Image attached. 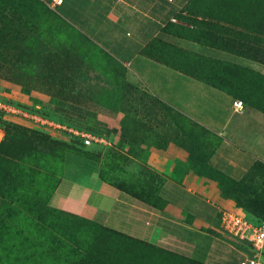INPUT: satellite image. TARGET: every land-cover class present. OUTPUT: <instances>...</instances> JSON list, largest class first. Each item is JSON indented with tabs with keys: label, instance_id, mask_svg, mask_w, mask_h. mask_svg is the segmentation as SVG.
Here are the masks:
<instances>
[{
	"label": "crops",
	"instance_id": "1",
	"mask_svg": "<svg viewBox=\"0 0 264 264\" xmlns=\"http://www.w3.org/2000/svg\"><path fill=\"white\" fill-rule=\"evenodd\" d=\"M40 1L70 30L60 45L80 54L82 66H96L95 54L106 56L153 98L217 139L200 159L168 133L138 131L120 162L117 181L125 184L101 178L98 163L66 166L49 204L201 264L247 258L248 243L221 230L219 218L224 210L251 215L216 176L239 180L255 161L264 164V62L201 41L222 38L214 15L196 18L211 29L187 24L197 35L180 33L176 27L186 25L181 16L192 0ZM235 100L242 109H233Z\"/></svg>",
	"mask_w": 264,
	"mask_h": 264
},
{
	"label": "rangeland",
	"instance_id": "2",
	"mask_svg": "<svg viewBox=\"0 0 264 264\" xmlns=\"http://www.w3.org/2000/svg\"><path fill=\"white\" fill-rule=\"evenodd\" d=\"M223 1L192 0L181 16L186 25L178 24L176 29L186 35H197L187 24L211 29L196 18L216 16ZM54 15L38 0H0V98L58 115L85 127L103 142L82 145L0 114L1 138L9 127L16 143L5 166L14 170L18 179L26 173L30 180V199L25 204L16 193H6L8 197L0 199V264H71L80 258L82 246L100 235L99 229L58 213L49 199L45 201L64 167L98 163L99 174L114 176L117 182L123 172L120 162L128 158L124 153H131L128 148L135 133L149 132L150 128L158 137L168 133L172 141L189 146L200 159L217 142L134 83L124 66L98 54L93 56L96 66H82L80 54L54 49V40L61 36L55 33ZM54 94L59 96L49 101ZM256 168L255 174L264 178V170ZM34 187L36 192L32 193ZM250 188L248 183L224 182L232 199ZM73 244L80 247L74 249Z\"/></svg>",
	"mask_w": 264,
	"mask_h": 264
},
{
	"label": "trees",
	"instance_id": "3",
	"mask_svg": "<svg viewBox=\"0 0 264 264\" xmlns=\"http://www.w3.org/2000/svg\"><path fill=\"white\" fill-rule=\"evenodd\" d=\"M38 1L42 3L40 0ZM219 10L220 11L216 14L215 19L222 23L219 24V29L222 31V38L206 36L201 39V41L216 47H224L228 50L264 62V0H224L220 3ZM54 17L56 18L57 22V30L55 33L59 32L61 35L60 37L58 36L56 38L57 40H54V49L62 50V44L60 45V43L63 41L61 39L62 34L69 32V29H67L62 24V22H60V19L56 14ZM65 46L68 48L66 54H72V51L69 50L70 46ZM52 48L53 46H51L49 49ZM58 67L59 66H57V72ZM57 96L59 95L54 94L52 98L49 97L48 100L50 101V99H55ZM19 106L23 108L34 109L22 105ZM36 110L45 116L60 120L66 124L73 125L77 128L88 131L85 127L68 122L58 115L45 112L40 108H37ZM9 129L11 128L7 127L4 137L1 138L2 140L0 139V199L8 197L6 193H13L14 195L16 193L15 196L20 198L22 204H25L30 199V180H27V178L24 176L26 173H23V175L18 179V176L14 174V170L10 171L9 168L5 166V163L8 162V158L12 157L11 154L16 147V143L13 140L14 134H11ZM72 139L79 142L75 138ZM177 144L182 146L190 153H193L189 146L183 143ZM207 155L204 158H206ZM2 163H4L3 166ZM257 166L264 170V164L259 161H255L239 180H232L223 174L218 173L216 177L217 179L222 180L223 183L228 182L231 184H250L252 187L250 188L251 190H244L242 195L239 194V196H235L234 199H231L238 207H241L246 212H248L253 219L260 220L264 219V178L259 179V176L255 174L254 170L257 169ZM100 177L103 178L101 175ZM18 180L21 181L18 183ZM114 180L109 181L116 187H119L121 184H125L121 183L120 181L115 182ZM59 181L60 178L56 181L52 191L46 197V202L50 198ZM6 186H10V188L6 189ZM31 190L32 193H35L36 187L32 188ZM38 194L41 196L40 192ZM53 210L57 211L58 213H62L66 217L73 216L86 223L89 226L88 228L93 227L101 231L99 233L100 235H94L93 239L87 242L86 246H82V250H80L81 254H79L80 258L71 264H201L186 257L160 249L156 246H149L145 244V242L102 227L95 222L89 221L69 212L58 210L56 208H53ZM78 244H73L74 249L80 247ZM36 264H40V262H36Z\"/></svg>",
	"mask_w": 264,
	"mask_h": 264
},
{
	"label": "built area",
	"instance_id": "4",
	"mask_svg": "<svg viewBox=\"0 0 264 264\" xmlns=\"http://www.w3.org/2000/svg\"><path fill=\"white\" fill-rule=\"evenodd\" d=\"M61 0H52V5ZM234 110L242 109V102L235 100L232 103ZM34 109L23 108L8 100L0 98V113L3 116L25 122L33 127L57 133L62 136L77 139L82 145L102 143L103 139L90 132L66 124L60 120L50 118ZM2 136H0L1 139ZM221 230L248 243L250 255L239 264H262L261 258L264 246V219H253L240 215L232 210H224L219 218Z\"/></svg>",
	"mask_w": 264,
	"mask_h": 264
}]
</instances>
